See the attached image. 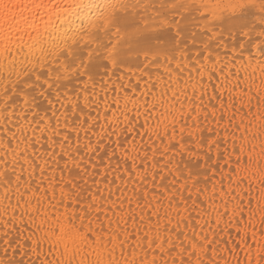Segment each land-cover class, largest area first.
<instances>
[{"label":"snow or ice","instance_id":"1","mask_svg":"<svg viewBox=\"0 0 264 264\" xmlns=\"http://www.w3.org/2000/svg\"><path fill=\"white\" fill-rule=\"evenodd\" d=\"M0 242L264 264V0H0Z\"/></svg>","mask_w":264,"mask_h":264},{"label":"bare ground","instance_id":"2","mask_svg":"<svg viewBox=\"0 0 264 264\" xmlns=\"http://www.w3.org/2000/svg\"><path fill=\"white\" fill-rule=\"evenodd\" d=\"M227 42V41H226ZM225 42V43H226ZM205 163V161L203 160H197L194 162V164H203ZM209 166H210V162H209ZM120 193H117L116 196H119ZM130 195V193H129ZM114 199L116 197H113ZM28 232L27 229H25L24 231V236L27 237ZM225 239H227V237H225ZM9 240L12 241L13 245H17V244H23V248H17V250L15 252H13L12 250H9V257L13 258L15 260H23V261H27L29 259V255H25V253H29L30 249L28 246V242L25 239H21L19 236V232L18 231H13L12 235L9 237ZM4 245L2 242H0V256H2V249H3ZM243 253L240 254V259H243ZM232 259V264H235V257L231 258Z\"/></svg>","mask_w":264,"mask_h":264},{"label":"rangeland","instance_id":"3","mask_svg":"<svg viewBox=\"0 0 264 264\" xmlns=\"http://www.w3.org/2000/svg\"><path fill=\"white\" fill-rule=\"evenodd\" d=\"M197 39H199V37H197ZM242 39V37L240 35H229L227 32H225V36H224V43L227 46L233 45V44H238L239 41Z\"/></svg>","mask_w":264,"mask_h":264}]
</instances>
